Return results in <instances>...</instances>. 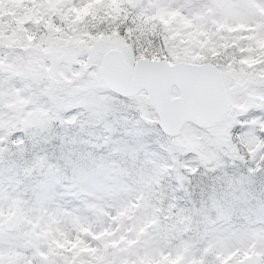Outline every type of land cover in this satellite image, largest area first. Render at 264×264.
I'll list each match as a JSON object with an SVG mask.
<instances>
[{
	"label": "snow or ice",
	"instance_id": "obj_1",
	"mask_svg": "<svg viewBox=\"0 0 264 264\" xmlns=\"http://www.w3.org/2000/svg\"><path fill=\"white\" fill-rule=\"evenodd\" d=\"M0 264H264V0H0Z\"/></svg>",
	"mask_w": 264,
	"mask_h": 264
}]
</instances>
